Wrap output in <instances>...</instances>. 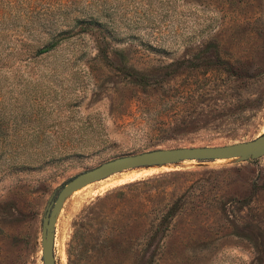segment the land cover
<instances>
[{
    "label": "rangeland",
    "instance_id": "1",
    "mask_svg": "<svg viewBox=\"0 0 264 264\" xmlns=\"http://www.w3.org/2000/svg\"><path fill=\"white\" fill-rule=\"evenodd\" d=\"M235 2L0 0V264H42L44 206L78 172L127 153L264 131V0ZM240 16L247 25H236ZM201 49L242 55L243 78L209 68L207 80L230 89L201 90L196 70L180 65ZM175 198L163 236L134 263L131 216L154 221ZM53 251L55 264H264V155L91 182L63 201Z\"/></svg>",
    "mask_w": 264,
    "mask_h": 264
},
{
    "label": "water",
    "instance_id": "2",
    "mask_svg": "<svg viewBox=\"0 0 264 264\" xmlns=\"http://www.w3.org/2000/svg\"><path fill=\"white\" fill-rule=\"evenodd\" d=\"M262 155H264V131L252 139L228 144L158 147L127 153L78 172L53 190L44 206L40 228L42 264H55L53 251L54 225L63 201L72 192L91 182L133 168L176 164L187 160L234 158L239 161H246Z\"/></svg>",
    "mask_w": 264,
    "mask_h": 264
},
{
    "label": "trees",
    "instance_id": "3",
    "mask_svg": "<svg viewBox=\"0 0 264 264\" xmlns=\"http://www.w3.org/2000/svg\"><path fill=\"white\" fill-rule=\"evenodd\" d=\"M225 3L226 4L229 3L231 7H235L233 6V4H235L236 2L235 0H225ZM242 23L247 25L246 18L244 16L243 17L240 16V18H238L236 25H241ZM243 30H246L244 31V34H246L249 31V29H244V28ZM260 38H261V35H260ZM239 41L241 43L243 42V39L241 36L239 37ZM262 41H263V36H262ZM52 46L53 44H50L42 48L40 51H45ZM205 53H206V50L201 49L199 50L198 54L194 56V61H191L188 58V56H185L180 60V65H182L183 69L188 70L189 68H193L194 70H196L198 74L197 81L201 85L200 86L201 90L211 89L209 85L212 84V85H215L214 91L221 90L223 92H226V90L230 89L228 86L230 83L228 80L231 79L230 77H233L234 78L233 80H241L243 78V69H242L243 56L242 55L239 56L240 58H234V60L231 61L230 59L224 58L222 55H220L216 49H214L211 52V54H209L210 56L204 55ZM233 65H235V67ZM209 68L220 71L224 76H226L228 80L220 82L219 84L215 83V81L217 82V78L215 79L212 78L213 81L212 80L208 81L207 77L205 76V73H207L206 69H209ZM192 89L189 88V86H186L184 88V91H190ZM164 173H168V172H164ZM157 175L158 174H156L155 176ZM144 179H148V177L125 183L122 186H126L131 183L138 182V181H143ZM112 191L113 190H109L106 193H104L102 196H97L94 202L103 200V198H106ZM176 199L177 198L173 199L169 203L167 210L154 221H150V220L147 221L144 215L135 214L131 216L130 220L133 222L134 230H131L132 232L130 236V245H131L130 247L132 248L131 256L134 259L133 260L134 263L141 262V261L143 262V260H146V256L148 258V254H147L148 246L151 244V242L155 238H158V240H160L161 237L163 236L164 232L167 229L169 219H171L175 213L174 209L175 207H177ZM91 203L92 202H90V204ZM88 206L89 207L91 206L90 208H94L92 207V205H88ZM88 213H91L90 215H92L94 213L96 214V211L90 210ZM87 221H88L87 223H90V222L94 223L96 222V219L91 218V216H89L87 218ZM107 234H106V237H108L110 233L108 235Z\"/></svg>",
    "mask_w": 264,
    "mask_h": 264
},
{
    "label": "bare ground",
    "instance_id": "4",
    "mask_svg": "<svg viewBox=\"0 0 264 264\" xmlns=\"http://www.w3.org/2000/svg\"><path fill=\"white\" fill-rule=\"evenodd\" d=\"M158 166H161V165H158Z\"/></svg>",
    "mask_w": 264,
    "mask_h": 264
}]
</instances>
